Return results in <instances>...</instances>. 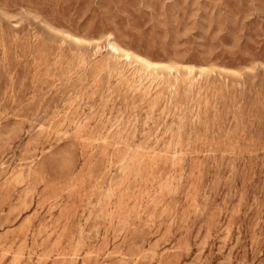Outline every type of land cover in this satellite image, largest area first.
Here are the masks:
<instances>
[{"label": "rangeland", "instance_id": "1", "mask_svg": "<svg viewBox=\"0 0 264 264\" xmlns=\"http://www.w3.org/2000/svg\"><path fill=\"white\" fill-rule=\"evenodd\" d=\"M0 264H264V0H0Z\"/></svg>", "mask_w": 264, "mask_h": 264}, {"label": "bare ground", "instance_id": "2", "mask_svg": "<svg viewBox=\"0 0 264 264\" xmlns=\"http://www.w3.org/2000/svg\"><path fill=\"white\" fill-rule=\"evenodd\" d=\"M115 51H117V49L115 47H113Z\"/></svg>", "mask_w": 264, "mask_h": 264}]
</instances>
